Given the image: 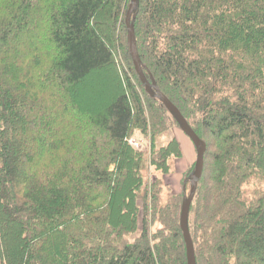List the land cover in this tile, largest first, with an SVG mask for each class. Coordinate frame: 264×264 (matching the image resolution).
Returning <instances> with one entry per match:
<instances>
[{
    "label": "trees",
    "instance_id": "obj_1",
    "mask_svg": "<svg viewBox=\"0 0 264 264\" xmlns=\"http://www.w3.org/2000/svg\"><path fill=\"white\" fill-rule=\"evenodd\" d=\"M128 4L0 0V264H186L181 198L151 204L150 157L127 140L148 115L174 122L134 71ZM134 34L146 78L206 145L196 264H264V0H139ZM119 56L122 83L86 109L80 86ZM176 154V139L153 150Z\"/></svg>",
    "mask_w": 264,
    "mask_h": 264
},
{
    "label": "rangeland",
    "instance_id": "obj_2",
    "mask_svg": "<svg viewBox=\"0 0 264 264\" xmlns=\"http://www.w3.org/2000/svg\"><path fill=\"white\" fill-rule=\"evenodd\" d=\"M116 59V64L120 68V71L116 67V69H107V71L103 74L93 73L80 86V91L82 90L81 100L84 105L83 107L86 109H102L106 104H108L109 95H111L113 89L118 88L116 84L119 83L120 85L122 83L124 77L121 74V70L124 71L125 67H121L123 63L120 56ZM101 76L102 79L104 78L105 80L108 79L110 81L111 87L109 88V91L105 88L107 82L103 81L104 79H99ZM115 77H117L118 82H116ZM149 116L150 115H148L149 126L147 134H142L140 130L133 127L131 128L127 139L128 142L133 141L138 143L140 151L147 152V160L150 157V160L144 166L141 175L143 180L147 179L149 181V185H152L154 181H157L158 186L151 191L149 200L152 204L155 198L152 193H155V196H158L163 202L173 195H179L182 201L184 194L188 195L189 192L188 184L183 188V181L193 170L196 160L195 149L189 139L179 130L174 122L172 125L170 124V127L166 130L165 128H161L162 131H157L153 120L150 119L151 116ZM201 132H203L202 136H205L206 142H210L211 139L209 135L206 134L205 131L201 130ZM173 139L177 140L180 154L167 157L164 163H161L158 159H154V147L155 149L166 147ZM152 163L156 164L154 165ZM150 221L151 230L153 231V229L159 225L153 222L152 219H150ZM134 235L129 236L128 239H131Z\"/></svg>",
    "mask_w": 264,
    "mask_h": 264
},
{
    "label": "water",
    "instance_id": "obj_3",
    "mask_svg": "<svg viewBox=\"0 0 264 264\" xmlns=\"http://www.w3.org/2000/svg\"><path fill=\"white\" fill-rule=\"evenodd\" d=\"M139 7V0H129L127 11L125 14L124 24L126 29V47L129 53L134 71L138 80L144 88L147 96L157 101L168 113L171 119L175 122L179 130L189 139L193 145L196 153V160L192 172L184 179L183 188L188 184V195L183 196L180 212H179V228L182 234L183 243L185 246L186 264H196L194 257V249L188 229V214L191 202L194 198L198 182L203 172V160L206 151L205 143L197 137V135L190 128L186 120L177 110V108L161 93L153 79L146 78L144 71L145 66L142 64L135 41L134 21Z\"/></svg>",
    "mask_w": 264,
    "mask_h": 264
},
{
    "label": "built area",
    "instance_id": "obj_4",
    "mask_svg": "<svg viewBox=\"0 0 264 264\" xmlns=\"http://www.w3.org/2000/svg\"><path fill=\"white\" fill-rule=\"evenodd\" d=\"M128 143H129V145H131V146H133L135 148H138L139 147L138 143H136V142L129 141Z\"/></svg>",
    "mask_w": 264,
    "mask_h": 264
}]
</instances>
